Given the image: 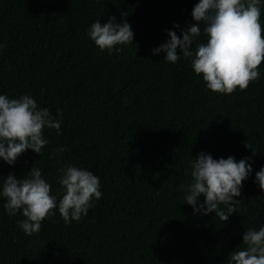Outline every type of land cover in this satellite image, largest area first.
<instances>
[{
  "label": "trees",
  "instance_id": "trees-1",
  "mask_svg": "<svg viewBox=\"0 0 264 264\" xmlns=\"http://www.w3.org/2000/svg\"><path fill=\"white\" fill-rule=\"evenodd\" d=\"M196 2L0 0V94H30L61 120L59 134L43 129L40 154L0 160V176L39 167L59 200L57 177L71 164L97 175L102 192L79 221L65 223L53 209L31 236L18 227L22 213L8 215L0 197V264H228L244 247L243 232L264 224V190L254 183L264 165V60L258 79L223 94L206 87L190 58L173 64L152 54L166 29L180 35L174 22H193ZM260 13L264 36V4ZM110 16L134 33L119 52L87 36L92 22ZM198 41L206 42L203 33ZM200 151L252 157L227 222L184 202L180 186Z\"/></svg>",
  "mask_w": 264,
  "mask_h": 264
},
{
  "label": "clouds",
  "instance_id": "clouds-1",
  "mask_svg": "<svg viewBox=\"0 0 264 264\" xmlns=\"http://www.w3.org/2000/svg\"><path fill=\"white\" fill-rule=\"evenodd\" d=\"M264 0H197L192 21L185 28L166 29V41L152 49V54L164 53L163 60L176 63L180 56L190 58L195 74L202 75L206 87L214 92L230 94L239 87L245 89L250 81L259 78L258 66L264 60V36L260 22V5ZM125 13H121L124 16ZM201 22L203 28H201ZM206 42H199L202 35ZM87 36L101 51L119 52V45L132 43L134 33L126 20L110 16L91 23ZM180 54H177V48ZM60 133L61 120L53 118L48 108L38 107L30 94L9 98L0 94V160L13 165L25 150L40 154L48 143L43 129ZM252 157L236 160L234 156L213 158L200 151L190 161V180L180 187L186 193L184 202L201 214L215 212L228 221L236 211L242 181L253 171ZM0 197L8 215L19 210L25 217L17 222L24 234L31 236L41 229V222L57 209L65 223L79 221L95 200L102 196L100 180L90 170L67 165L57 177L60 198L50 193V183L39 167L31 166L23 178L9 173L0 176ZM254 183L264 190V165L255 172ZM203 196L201 203L199 198ZM222 206V207H221ZM237 212V211H236ZM244 247L229 254L228 264H264V224L249 228L242 234Z\"/></svg>",
  "mask_w": 264,
  "mask_h": 264
}]
</instances>
